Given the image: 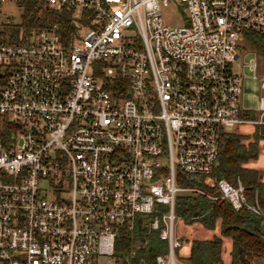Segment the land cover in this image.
Wrapping results in <instances>:
<instances>
[{
	"label": "built area",
	"instance_id": "obj_1",
	"mask_svg": "<svg viewBox=\"0 0 264 264\" xmlns=\"http://www.w3.org/2000/svg\"><path fill=\"white\" fill-rule=\"evenodd\" d=\"M5 1L0 264H186L176 196L206 191L184 178L210 179L223 131L264 126V94L258 117H248L235 67L238 37L264 34V0H179V25L165 23L171 0H38L36 24L16 31ZM64 12L76 22L68 42ZM246 65L257 77V59ZM216 185L264 231V207L257 195L248 202L240 177ZM153 212L167 252L151 260L134 243L117 254L122 229Z\"/></svg>",
	"mask_w": 264,
	"mask_h": 264
},
{
	"label": "trees",
	"instance_id": "obj_2",
	"mask_svg": "<svg viewBox=\"0 0 264 264\" xmlns=\"http://www.w3.org/2000/svg\"><path fill=\"white\" fill-rule=\"evenodd\" d=\"M23 6V21L13 25L16 31L21 27L28 28L36 24L37 1L17 0ZM60 32L63 40H72L76 22L68 12L59 18ZM245 41L254 50L264 55V34L247 30L243 35ZM246 115L256 117L255 110H248ZM264 138V126H260L252 134H242L231 130L222 132L219 142V154L210 179L206 176L184 178L185 183L198 184L206 193L185 192L179 193L175 200V213L185 223L201 222L205 227L213 229L220 223V235L212 238H194L191 241L190 253L187 257L189 264H222L223 237L229 236L232 240L231 264H253L252 259H257L256 264H264V231L260 216L254 214L247 206L235 209L230 200L221 197L216 181L225 177L231 182L241 178L246 186L245 192L248 202H254L256 195L264 207V181L258 169L249 167L246 163L259 156L260 140ZM184 177V176H183ZM218 196L212 198L209 195ZM166 209V205H159ZM156 212L139 214L133 231L124 228L116 240V253L125 254L134 243H144L146 246L139 251V255H146L154 259L158 253L168 250V242L160 238L159 230L151 229L150 221ZM183 239V238H182ZM184 242V239H183Z\"/></svg>",
	"mask_w": 264,
	"mask_h": 264
},
{
	"label": "rangeland",
	"instance_id": "obj_3",
	"mask_svg": "<svg viewBox=\"0 0 264 264\" xmlns=\"http://www.w3.org/2000/svg\"><path fill=\"white\" fill-rule=\"evenodd\" d=\"M177 4H179V0H171L169 6L164 7L163 9V16L165 19V23L168 25H179L182 24L184 19L182 15V11L178 10ZM4 12L13 16L14 20L18 23L22 21L21 12L22 8L17 4L15 0H6L4 3ZM236 44L239 45V52L240 57L239 60L235 63L236 69L239 70L241 76V86H242V93L240 95V103L247 109H252L256 111V117L259 114V104H260V97L264 94V90L261 88V75L264 72V55L260 54L254 48L247 43L243 37L240 35L236 40ZM251 58H256L259 62V68L256 72L257 77H254V72L251 71L246 62L249 61ZM36 122L39 124L40 127L45 125V122L42 118L35 119ZM258 126L255 124H238L233 127H230L229 130L235 131L237 133L242 134H252L256 131ZM264 144V138H262L259 142L260 151H263L262 145ZM260 161H264V153L259 154L258 156ZM259 160H251L246 165L251 167L258 163ZM262 176L264 178V171H262ZM185 193V192H180ZM221 226L220 223H217L216 227L213 229L206 228L201 224L199 221H195L193 223H185L182 219L177 220L176 224V232L184 239V243L179 248V252L183 254L179 258V262H185V256H188L190 253V246L191 240L194 238H212L215 235H220ZM223 237V244H222V264H231V249H232V240L229 236H222ZM250 262L253 264L257 263V259H252Z\"/></svg>",
	"mask_w": 264,
	"mask_h": 264
},
{
	"label": "crops",
	"instance_id": "obj_4",
	"mask_svg": "<svg viewBox=\"0 0 264 264\" xmlns=\"http://www.w3.org/2000/svg\"><path fill=\"white\" fill-rule=\"evenodd\" d=\"M262 147L264 148V144L262 145ZM264 153V149H263V151L261 150L260 152H259V154H263ZM259 158V157H258ZM256 160H259V159H256ZM249 163V162H248ZM247 164V163H246ZM251 167H253V168H256V169H258L259 170V172H260V174L262 173V171H264V161H258V163L257 164H255V165H253V166H251ZM261 176H262V174H261ZM262 180L264 181V178H263V176H262ZM202 224V223H201ZM204 226V225H203ZM207 228V227H206ZM205 239V238H204ZM192 241V240H191ZM184 243V242H183ZM181 249V248H180ZM190 249H191V246H190ZM189 255V254H188ZM181 256H183V254H181V252H179V257H181ZM187 257L188 256H185V262L184 263H186V264H189V262H188V260H187Z\"/></svg>",
	"mask_w": 264,
	"mask_h": 264
}]
</instances>
